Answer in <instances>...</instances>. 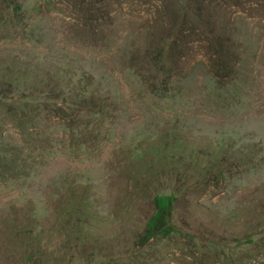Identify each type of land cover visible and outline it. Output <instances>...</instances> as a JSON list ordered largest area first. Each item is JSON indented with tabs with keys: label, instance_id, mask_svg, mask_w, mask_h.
<instances>
[{
	"label": "rangeland",
	"instance_id": "rangeland-1",
	"mask_svg": "<svg viewBox=\"0 0 264 264\" xmlns=\"http://www.w3.org/2000/svg\"><path fill=\"white\" fill-rule=\"evenodd\" d=\"M0 264H264V0H0Z\"/></svg>",
	"mask_w": 264,
	"mask_h": 264
},
{
	"label": "trees",
	"instance_id": "trees-1",
	"mask_svg": "<svg viewBox=\"0 0 264 264\" xmlns=\"http://www.w3.org/2000/svg\"><path fill=\"white\" fill-rule=\"evenodd\" d=\"M31 103H33V102L27 100L26 102L23 103V105H28V104H31Z\"/></svg>",
	"mask_w": 264,
	"mask_h": 264
}]
</instances>
